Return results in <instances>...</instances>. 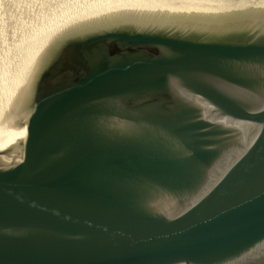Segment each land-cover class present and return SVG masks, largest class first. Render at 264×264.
<instances>
[{
    "label": "water",
    "instance_id": "95a60500",
    "mask_svg": "<svg viewBox=\"0 0 264 264\" xmlns=\"http://www.w3.org/2000/svg\"><path fill=\"white\" fill-rule=\"evenodd\" d=\"M231 1L101 19L18 59L0 264H264V0Z\"/></svg>",
    "mask_w": 264,
    "mask_h": 264
},
{
    "label": "bare ground",
    "instance_id": "6f19581e",
    "mask_svg": "<svg viewBox=\"0 0 264 264\" xmlns=\"http://www.w3.org/2000/svg\"><path fill=\"white\" fill-rule=\"evenodd\" d=\"M240 5L237 1L228 5L227 0H0V81L36 44L70 30L89 27L101 19L129 20L147 16V11L177 12L167 17H183V12L206 13Z\"/></svg>",
    "mask_w": 264,
    "mask_h": 264
}]
</instances>
